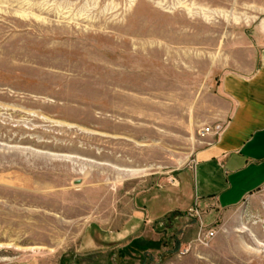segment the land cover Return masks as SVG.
I'll return each mask as SVG.
<instances>
[{
	"label": "rangeland",
	"instance_id": "374dc122",
	"mask_svg": "<svg viewBox=\"0 0 264 264\" xmlns=\"http://www.w3.org/2000/svg\"><path fill=\"white\" fill-rule=\"evenodd\" d=\"M263 44L264 0H0V264H264V185L220 212L151 204ZM143 207L137 246L82 242Z\"/></svg>",
	"mask_w": 264,
	"mask_h": 264
},
{
	"label": "crops",
	"instance_id": "0c3cea01",
	"mask_svg": "<svg viewBox=\"0 0 264 264\" xmlns=\"http://www.w3.org/2000/svg\"><path fill=\"white\" fill-rule=\"evenodd\" d=\"M251 60L247 67L220 74L218 102L205 120L207 126L219 125L220 131L201 133L190 162L173 178L170 193L178 196L171 194L168 198H175L174 201H151L153 206L159 207L157 217L179 208L175 203L172 207V202L177 200L220 212L243 203L264 185V44ZM165 201L169 203L167 207ZM161 204L165 207H160ZM140 209L132 223L113 234L90 225L85 229L82 242L89 248L96 243L106 248L125 245L124 241L129 245L133 238L127 239L131 237L132 228L143 216L153 217L150 207Z\"/></svg>",
	"mask_w": 264,
	"mask_h": 264
},
{
	"label": "built area",
	"instance_id": "2783aa9c",
	"mask_svg": "<svg viewBox=\"0 0 264 264\" xmlns=\"http://www.w3.org/2000/svg\"><path fill=\"white\" fill-rule=\"evenodd\" d=\"M209 131H212L214 133H218L220 131V126L219 125H214L213 127H210V126H206L203 128L202 132H209ZM189 212L191 213H195L196 215L198 214L197 213V210L195 208V205L193 206V208H189ZM215 234V230L213 228H209L207 230H205V232H202L201 236H205V237H213ZM202 239V237H200Z\"/></svg>",
	"mask_w": 264,
	"mask_h": 264
},
{
	"label": "trees",
	"instance_id": "16d2710c",
	"mask_svg": "<svg viewBox=\"0 0 264 264\" xmlns=\"http://www.w3.org/2000/svg\"><path fill=\"white\" fill-rule=\"evenodd\" d=\"M130 244H132L133 246H137L136 242H133V243H130ZM130 244H129V245H130Z\"/></svg>",
	"mask_w": 264,
	"mask_h": 264
}]
</instances>
